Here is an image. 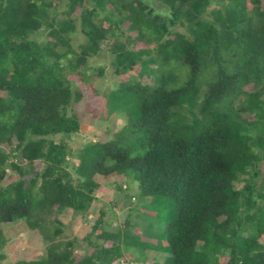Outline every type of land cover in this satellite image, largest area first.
<instances>
[{
	"label": "trees",
	"instance_id": "1",
	"mask_svg": "<svg viewBox=\"0 0 264 264\" xmlns=\"http://www.w3.org/2000/svg\"><path fill=\"white\" fill-rule=\"evenodd\" d=\"M158 1L167 12L146 0H0V223L25 220L47 250L9 263L0 251V264H158L123 257L140 236L131 210L112 232L101 208L84 238L94 254L76 257L77 238L59 237L60 215L88 211L98 177L128 170L176 211L150 257L264 264V0ZM103 50L116 74H134L106 96L108 117L127 119L113 138L87 142L72 172L67 139L82 122L70 107L84 92L66 72L85 77Z\"/></svg>",
	"mask_w": 264,
	"mask_h": 264
},
{
	"label": "rangeland",
	"instance_id": "2",
	"mask_svg": "<svg viewBox=\"0 0 264 264\" xmlns=\"http://www.w3.org/2000/svg\"><path fill=\"white\" fill-rule=\"evenodd\" d=\"M146 2L156 12L165 13L168 11L158 0H146ZM177 28L182 29L180 27ZM71 37L72 43L76 48L86 39L79 29L74 31ZM109 56L108 51L103 50L99 55L91 57L85 68V77L76 70L69 69L66 72L74 92L79 90L84 92V98L80 102H75L73 98L70 107V111H75L79 114L82 122L80 132L73 134L71 138L67 139L72 151V155L68 156L67 168L72 172L78 164V152L87 142L113 138L114 132L121 128L127 119L126 115H118L117 118L112 116V120L108 117L109 115L106 113V96H108L110 90L117 87L120 81L134 74L132 72L116 74ZM100 69H104V74L99 73ZM131 101L135 105L136 101ZM9 172L10 174L12 173V171ZM13 177H17V175L13 174ZM98 178L101 180V186L96 189V199L88 211L75 214L73 210L68 209L60 215L65 224L64 231L59 236L60 240L77 238L74 241L76 257H81L86 253L94 254L96 250L86 248L87 243L84 238L89 231L90 224L98 217L101 208L105 207L106 209L105 218L107 223L104 224V228L112 232L124 226V221L131 210L134 224L132 230L140 236L138 240L123 244L121 247L123 257L134 258L141 262L148 257L151 263L158 260V264H169L170 256L167 252L161 250L155 256L153 254V257H150L151 255L148 251L151 249L148 248L153 244H157V240H160L158 247L165 245L163 228L167 221L174 219L176 216L173 201L165 197L157 198L143 195L139 188V174L137 171L128 170L124 173ZM113 181H117L121 185L124 184L128 188L118 190ZM243 183L242 176H240L236 185L237 187H242ZM259 187L264 189V184L260 183ZM134 205L137 211H133L132 207ZM143 242L148 244L142 246L141 243ZM105 243L111 244L112 240L105 241ZM0 251L6 256L5 263L45 258L47 256L44 239L39 233L29 230L25 220L0 223ZM160 253L162 254L160 255ZM112 262L114 263V260ZM220 262L223 263L224 261L220 260Z\"/></svg>",
	"mask_w": 264,
	"mask_h": 264
},
{
	"label": "built area",
	"instance_id": "3",
	"mask_svg": "<svg viewBox=\"0 0 264 264\" xmlns=\"http://www.w3.org/2000/svg\"><path fill=\"white\" fill-rule=\"evenodd\" d=\"M113 264H128V262L125 259H121V260L115 261Z\"/></svg>",
	"mask_w": 264,
	"mask_h": 264
}]
</instances>
